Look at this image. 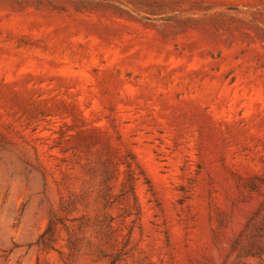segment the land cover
I'll return each instance as SVG.
<instances>
[{"label":"rangeland","instance_id":"374dc122","mask_svg":"<svg viewBox=\"0 0 264 264\" xmlns=\"http://www.w3.org/2000/svg\"><path fill=\"white\" fill-rule=\"evenodd\" d=\"M0 264H264V0H0Z\"/></svg>","mask_w":264,"mask_h":264}]
</instances>
